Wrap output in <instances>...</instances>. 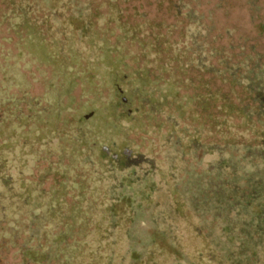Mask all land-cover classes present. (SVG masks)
<instances>
[{"label": "trees", "instance_id": "obj_1", "mask_svg": "<svg viewBox=\"0 0 264 264\" xmlns=\"http://www.w3.org/2000/svg\"><path fill=\"white\" fill-rule=\"evenodd\" d=\"M111 1L112 10H116L118 0ZM168 1L169 14L175 11V24L167 20L152 25L144 21L145 13L138 16L135 11L133 15L141 22L129 24L118 19L110 28L109 19L114 18L110 12L109 19L101 24L103 35L98 36L86 10L75 25L61 20L62 38L53 34L50 39L40 32L42 27L49 30L46 21L29 22L25 8L11 6L8 10L3 5L8 11L0 24L12 30L14 38L10 41L17 52L13 55L0 51V257L13 251L16 264H111L115 250L101 229L86 236L78 233L77 237L84 239L92 235V242L86 245L68 242L74 237L72 230L83 221L82 215H87L82 195L77 204L66 202L68 185H79L78 191L83 189L82 183L65 181L69 167L59 173L62 182L57 189L44 193L41 185L51 167L29 182L25 180V160L37 157L32 147L51 140L59 125L57 138L61 144L68 139L78 148L88 149L92 156L96 155L100 167L107 160L103 148H109L111 139L120 137V145L124 146L128 135L142 131L140 119L153 120L154 115L164 112L168 134L179 136L174 146L182 152L188 145L201 150L202 175L210 178L206 192L223 195L228 202L225 206L236 216L244 214L240 202L234 200L236 195L241 200L251 197L244 203L257 227L249 234L241 232V237L229 231L232 240L241 245L242 236L257 235V228L264 222V201L260 188L251 181L257 183L264 178L262 57L253 58L247 52L246 39L236 45L233 38L228 43L227 39L220 42L213 24L194 20L195 11L179 4L184 0ZM256 28L264 33V23ZM76 42L88 54L79 55L73 47ZM42 66L48 71L41 70ZM30 68L32 76L38 73L43 78L44 96L30 95L25 76L30 74ZM77 88L78 100L73 97ZM11 90L15 92L11 94ZM89 112H95L96 118L86 119ZM120 122L124 126L120 127ZM13 124L18 129L28 128L27 133L9 132L7 128ZM160 127L155 124L156 130ZM66 134H73L72 138ZM71 156L72 167L79 161V150L74 149ZM117 160L107 161L114 166ZM196 174V170L191 173L194 177ZM210 204L208 198L203 205ZM87 207L91 209L89 202ZM103 240L107 244L101 243Z\"/></svg>", "mask_w": 264, "mask_h": 264}, {"label": "rangeland", "instance_id": "obj_2", "mask_svg": "<svg viewBox=\"0 0 264 264\" xmlns=\"http://www.w3.org/2000/svg\"><path fill=\"white\" fill-rule=\"evenodd\" d=\"M157 2L130 0L129 3H124L118 0L115 4L116 10H112L114 4H111V0H0V22L11 6L23 7L29 22L39 24L46 21L50 24L48 31L44 27L40 28L41 35L46 39H50L53 34L56 38H62L61 20L66 25H75L86 10L91 15L90 21L94 24L93 29L98 36L103 35L101 24L109 19L110 12L114 14V18L109 19L112 21L110 28L115 27L118 19L129 24L141 22L139 17L133 15L135 11L138 16L145 13L144 21L152 25L163 24L167 20L169 24L174 23L175 11L169 14V1L159 0L160 4ZM179 4L186 10L190 8L195 11L194 20L213 24L220 42L227 39L225 42L228 43L229 39L233 38L236 45L240 40L246 39L244 45L249 49L247 52L251 53L253 58L262 57L264 67V33L261 34L256 28L264 23V0H184ZM3 5L8 6V10H5ZM159 5H162V8ZM67 32L65 30V33ZM152 33L156 32L152 30ZM114 34H118V31H114ZM12 38V30L0 24V51L4 49L5 53L16 54L17 51L13 50L10 41ZM171 38H177V35H172ZM73 47L79 55L88 54V50L83 49L78 42ZM39 68L48 71L43 66ZM31 73L33 70L29 75H25L30 85V95L44 96L43 78L38 73L33 76ZM2 79L3 75H0V83ZM14 92L10 91L11 94ZM78 96L77 88L73 97L78 100ZM24 113L26 115L27 111L24 110ZM164 113L156 117L154 115L153 120L140 119L142 131L128 135L123 141L124 146L120 145V137L118 140L111 139L110 155L104 154L107 160H113L111 156L114 154L119 156L114 166L105 159L99 167L96 155L92 156L88 149L83 150L72 142L69 143L68 139H64L66 142L62 143V147L57 138L61 132L60 126L56 125L57 134L51 140H44L43 144L32 147L40 161L36 160L37 157H28L25 160V180L33 182L37 173L51 167L49 175L45 176L41 185V190L47 193L51 189H57L58 184L62 182L59 173L69 167L65 181L82 183L83 189L80 192L79 185H68L66 202L77 204L79 195H82L85 197V207L89 202L91 209L84 207L83 211L86 210L87 215H82L83 221L77 223L72 230L74 237L68 242H92V235L84 239L77 237L78 233L86 236L96 229H101L104 231L103 236L107 237L108 245L115 250L111 264H264V222L257 228V235L248 236L249 238L242 236L241 245H237L238 243L229 236V231L241 237V232L249 234L257 227L252 221L253 218H250L248 206L244 203L251 197L241 200V197L236 195L234 200L240 202L244 208V214L236 216L234 210H228L225 206L228 202L223 200V195L206 192V183L210 178L202 175L203 157L199 158L201 150L193 149L188 145L187 139L184 142L186 141L188 147L184 152L180 147L174 146L175 139L179 136L176 133L168 134L169 127L165 123ZM158 123L161 127L156 130L155 124L157 126ZM119 126H124V122H120ZM7 130L17 135H25L28 128L18 129L13 124ZM72 135L66 134L67 138H72ZM61 148L65 151L63 156ZM74 149L79 150L80 158L76 156L79 161L71 167L69 161ZM123 152L129 153L128 160ZM61 158L62 161L59 162ZM194 169L197 172L195 177L191 175ZM31 175L33 178H30ZM261 178L259 182L256 183L255 179V182L251 183L260 188V198L264 201V178ZM241 184L243 187V183ZM212 189L217 190L214 186ZM248 192H245L246 195H249ZM208 198L211 204L204 207L203 204ZM106 207L108 210L104 209ZM103 210L107 213L105 218L102 217ZM221 219L226 221L225 225L221 224ZM230 224L232 226L229 227ZM243 224L247 227L242 226ZM106 241L101 243L105 244ZM227 255L231 257L229 260L226 259ZM16 262L13 251L0 257V264Z\"/></svg>", "mask_w": 264, "mask_h": 264}, {"label": "flooded vegetation", "instance_id": "obj_3", "mask_svg": "<svg viewBox=\"0 0 264 264\" xmlns=\"http://www.w3.org/2000/svg\"><path fill=\"white\" fill-rule=\"evenodd\" d=\"M123 104L124 105H126V100L125 99H123ZM71 103H73V101L71 100ZM85 118L86 119H95L96 117H95V112H89L86 116H85ZM103 151H104V153L106 154V155H110V150H109V148L108 147H104L103 148ZM124 154H125V158L128 160L129 159V153L128 152H123ZM112 157V159H114V160H117L118 159V155H116V154H114L113 156H111Z\"/></svg>", "mask_w": 264, "mask_h": 264}]
</instances>
